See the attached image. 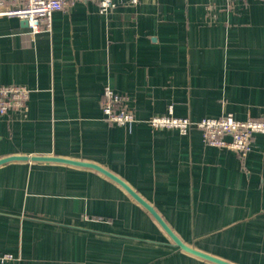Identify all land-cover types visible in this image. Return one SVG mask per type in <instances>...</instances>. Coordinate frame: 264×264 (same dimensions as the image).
I'll return each mask as SVG.
<instances>
[{"label": "crops", "instance_id": "0c3cea01", "mask_svg": "<svg viewBox=\"0 0 264 264\" xmlns=\"http://www.w3.org/2000/svg\"><path fill=\"white\" fill-rule=\"evenodd\" d=\"M0 86L29 90L0 115V159L96 164L147 202L187 246L230 264H264V134L238 156L145 121L230 113L264 122V0H93L31 35L0 17ZM109 87L136 122L103 117ZM171 112V113H170ZM4 264H216L179 249L120 185L59 162L0 165Z\"/></svg>", "mask_w": 264, "mask_h": 264}, {"label": "built area", "instance_id": "2783aa9c", "mask_svg": "<svg viewBox=\"0 0 264 264\" xmlns=\"http://www.w3.org/2000/svg\"><path fill=\"white\" fill-rule=\"evenodd\" d=\"M84 0H0V17L16 18L26 21L30 34L50 31L53 13L62 11L76 2ZM98 11L106 15L115 7V0H93ZM135 6L141 0H123ZM29 97V90L21 86H0V115L10 110L24 109ZM124 97L116 94L109 87L103 90L100 102L103 117L108 123L123 126L136 122L135 115L129 110ZM171 113V112H170ZM154 130L171 129L186 135L191 129H198L205 145L227 149L238 156H245L251 148L254 134H264V122L235 119L232 114H223L218 118H203L191 122L187 118L173 115L154 116L145 121ZM13 261L10 254H0V264Z\"/></svg>", "mask_w": 264, "mask_h": 264}, {"label": "water", "instance_id": "95a60500", "mask_svg": "<svg viewBox=\"0 0 264 264\" xmlns=\"http://www.w3.org/2000/svg\"><path fill=\"white\" fill-rule=\"evenodd\" d=\"M25 25L26 21H23ZM47 161V162H59V163H65L69 165H74L78 167H85V168H91L95 171L100 172L107 178L111 179L118 185H120L137 203H139L158 223V225L162 228V230L168 235L170 240L174 243L175 246H177L182 251L189 253L191 255L200 257L202 259L211 261L216 264H230L225 261H222L220 259H217L215 257H212L210 255H207L205 253H202L200 251H197L189 246H187L185 243H183L172 231L171 229L165 224V222L161 219V217L157 214V212L147 203L145 202L141 197H139L128 185H126L122 180H120L118 177L113 175L111 172L103 169L102 167L93 164V163H87L82 161H73L68 159H61L57 157H23V156H12V157H6L3 159H0V165L6 162L10 161Z\"/></svg>", "mask_w": 264, "mask_h": 264}]
</instances>
